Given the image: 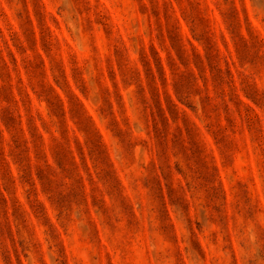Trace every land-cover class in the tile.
Wrapping results in <instances>:
<instances>
[{
	"label": "rangeland",
	"instance_id": "rangeland-1",
	"mask_svg": "<svg viewBox=\"0 0 264 264\" xmlns=\"http://www.w3.org/2000/svg\"><path fill=\"white\" fill-rule=\"evenodd\" d=\"M100 2L104 14L101 18L93 14L96 30L90 52L99 49L104 58L108 88L112 91L119 88L120 94L127 99L125 78L111 70L110 61H116L119 68V42L132 44V32L138 26L142 32L150 30L151 35L143 37L144 47L138 56L144 84L135 87L140 102L144 103L143 89L148 86L152 103L146 111L153 130L157 121L163 128L166 119H177L169 109L166 87L175 96L193 75L180 73V79L174 81V70L187 69L189 63L197 73L206 70L211 78L212 94L219 101L212 106V111L222 110V119L213 122L214 131L210 130L209 125L185 105L193 112L199 129L193 127L190 133V124L180 117L182 127L178 132L182 146L215 158V164L201 176L203 185H212L215 189L212 192L206 189L205 199L218 214L220 207L212 203L214 200L228 204L238 197L247 204L251 199V187L255 189L257 203L264 199V176L259 162L264 147H261L262 136L257 127L259 115L264 112V79L259 71L250 80L240 79L245 63L260 62L264 43L256 33L264 25L251 17L250 30L249 18L241 14L243 23L237 26L233 22L230 0ZM241 32L247 38L240 35ZM82 59L73 33L52 7V0H48L47 5L41 0H0V240L11 248L16 264H21V257L16 255L15 238L19 226L29 221L41 239L44 228L54 233L59 227L64 237L60 256L65 264H76L77 259L80 264H90L97 257L102 264H118L123 256L113 247L110 234L125 237L137 227L129 218L130 213L124 211L123 189L129 190L131 199H135L136 194L119 163L113 162L115 168L105 165L103 175L89 177L85 171V166H92L93 155L103 162L104 145L111 143L113 128L123 123V116L117 106L116 116L107 120L89 101L84 88L77 83L79 76L73 67ZM153 78L158 85L155 89L149 86ZM230 81L243 85L239 93L229 89ZM201 82L204 83L203 76ZM241 104L245 107L238 123L243 134L234 132L237 140L232 141L227 132L236 121L229 114L230 107L240 115ZM53 118L60 122L61 128L67 123L68 136L75 137L70 144L67 140L63 144L53 140V132L46 127V122ZM202 133L207 134L204 143L199 141ZM56 135L64 136L65 133L59 131ZM78 171H85V176L80 177ZM177 173L183 176L179 169ZM241 176L248 179H237L233 184L232 178ZM82 179L87 182V193ZM66 182H70L68 190L64 188ZM148 183L145 181L144 186ZM153 195H163L171 209L173 193L168 191L166 183L154 186ZM77 198L87 203L90 219L86 228L76 231L69 240L60 220L70 202ZM113 198L120 202L123 218L108 210L107 204ZM133 207L139 219L140 209ZM169 214L174 215L170 211ZM143 215L147 225V211ZM196 228H200L199 223ZM129 244L137 252L143 251V235L134 237ZM193 247L202 258H213L207 241L202 238L193 241ZM91 249H95V257Z\"/></svg>",
	"mask_w": 264,
	"mask_h": 264
},
{
	"label": "clouds",
	"instance_id": "clouds-1",
	"mask_svg": "<svg viewBox=\"0 0 264 264\" xmlns=\"http://www.w3.org/2000/svg\"><path fill=\"white\" fill-rule=\"evenodd\" d=\"M41 2L47 5L48 0H41ZM230 5L234 14L233 22L237 26L243 23L241 14L249 18L250 30H252L251 17H255L264 25V0H230ZM52 7L58 11L62 22L73 33L76 46L83 57L82 61H77L73 66L79 76L77 83L84 88L89 101L102 112L107 120H112L116 116L117 106L123 116V123L113 128L111 143L104 145L103 162L93 155L92 166H85V171L91 177L94 174L103 175L105 165L115 168L113 162H118L119 167L128 174L131 187L135 191V199H131L129 190L123 189L121 200L124 211L130 213L129 218L137 227L125 237L110 234L113 247L123 256V259L118 260V264H264V199L257 203L255 189L251 187L249 190L251 199L247 204L238 197L228 204L220 199L214 200L212 203L220 207V213H216L205 199L206 189L208 192L215 189L212 185H203L201 182V176L206 169H210L215 164V158L209 153L201 155L195 149L190 151L179 141L178 132L182 127L180 117L185 123L190 124V133L193 127L199 129L193 112L213 131V122L222 119V110L212 111V106L219 101L217 96L212 94L209 86L211 79L209 73L206 70L197 73L191 63L187 69L178 67L174 70V81L180 79V73L191 72L193 75L175 96L166 87L165 94L169 109L172 116L177 119L175 121L171 118L166 119L163 128L157 121L154 131L152 120L146 111L152 103L148 86L143 89L144 103L140 102L135 87L144 84L138 56L144 47V35H151V31L142 32L138 26L132 32L134 36L132 44L123 42L118 44L119 68L116 66V61H110L111 70L125 78L127 88V99H125L120 94L119 88L115 91L108 88L104 75V58L99 49L90 52L96 30L93 27L95 23L92 19L93 14L95 13L98 18L103 17L104 14L100 0H52ZM53 15L55 16V13ZM240 35L247 38L243 32ZM256 36L264 43V27L260 28ZM144 51L146 53V48ZM150 71L154 72V70ZM257 71L261 79H264V47L261 48L258 64L245 63L244 68L240 70L241 81L246 78L252 79ZM201 76L204 78V83L201 82ZM149 86L153 89L158 86L154 78L150 80ZM228 87L239 93L243 85L238 86L236 82L230 81ZM219 92L220 90L217 89L218 94ZM157 102L159 103L158 97ZM185 105L193 112L188 111ZM244 107L245 105H240V115L235 108L230 107L229 114L236 123L227 132L229 140H237V137L233 135L234 132L243 134L238 121ZM62 119L67 120L66 117ZM46 127L53 132V140L56 143L63 144L67 140L70 144L75 138L68 136L67 123L61 128L60 122L55 118L51 122H46ZM257 127L262 136L261 147H264V112L259 115ZM59 131H63L65 135H56ZM174 135L176 139H173ZM206 137L207 134L202 133L199 137L200 143L206 142ZM259 162L261 175L264 176V155L260 156ZM177 169L183 173L182 177L177 173ZM85 171H78V175L83 178ZM237 179L247 180L248 177L232 178L233 184ZM145 181H149L147 187L144 186ZM82 183L87 193L86 180L82 179ZM165 183L168 191L173 193L170 210L163 195L159 197L153 195L154 186L161 187ZM69 187L70 182H66L65 190ZM144 194L147 196L146 203ZM177 196L181 199L178 200ZM133 206L140 209L139 219L137 214H134ZM107 208L114 215H120L123 218L120 202L116 198L107 204ZM145 211H147V225L144 222ZM169 211L174 215H170ZM89 219L87 203L77 198L70 202L60 222L64 224L69 240H72L76 231L86 228ZM197 223L200 224L199 229L196 228ZM43 231L44 238L41 239L30 221L26 225L19 226L15 242L16 255L21 257V264H65L60 256L64 237L59 227H56L54 233L49 232L47 227ZM140 235H143V251L137 252L130 246L129 241L134 237L139 238ZM201 238L207 241L208 251L213 255L211 260L202 258L193 247V241H199ZM91 251L95 257V249ZM217 253L220 255L217 256ZM24 256L27 257L26 260L23 259ZM0 264H16L11 248L7 247L2 240H0ZM76 264H80L78 259ZM90 264H102V262L97 257L92 259Z\"/></svg>",
	"mask_w": 264,
	"mask_h": 264
}]
</instances>
